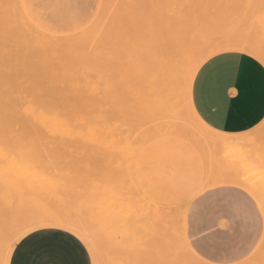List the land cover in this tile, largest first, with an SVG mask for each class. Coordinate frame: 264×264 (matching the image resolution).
Instances as JSON below:
<instances>
[{
	"label": "rangeland",
	"instance_id": "obj_1",
	"mask_svg": "<svg viewBox=\"0 0 264 264\" xmlns=\"http://www.w3.org/2000/svg\"><path fill=\"white\" fill-rule=\"evenodd\" d=\"M60 1L0 0V170L5 174L0 172V178L10 184L3 185L6 193L1 191L0 197V264H9L16 243L43 228L76 235L94 264L198 263L185 253L201 252L202 240L218 235L235 241L230 264H264V196L247 192L241 184L264 170L258 167L264 162V121L233 140L191 115V101L182 90L186 68L172 86L169 107L162 104L166 101L154 81L157 56L176 47L177 39L186 58L232 42L264 45V0H143L137 6L140 18L133 20L125 18V8L131 9L128 0H70L76 8ZM4 10L14 27L3 21ZM179 10L181 20L175 16ZM76 91L94 101L97 129L91 146L59 144L61 137L28 120L31 103L63 95L75 98ZM183 127L191 134L185 135ZM82 136L87 137H71ZM234 167L246 177L234 173ZM155 188L165 195L156 196ZM148 189L157 193L150 197ZM141 194L150 197L143 198L147 203ZM155 203L162 207L160 213L164 204L171 205L165 207L167 213L178 212L161 214L174 217L171 224L163 223L167 228L155 224L160 216ZM151 206L157 209L149 210ZM148 211L158 214L155 220L151 212L153 224L146 218ZM151 248L152 257L147 258Z\"/></svg>",
	"mask_w": 264,
	"mask_h": 264
},
{
	"label": "crops",
	"instance_id": "obj_2",
	"mask_svg": "<svg viewBox=\"0 0 264 264\" xmlns=\"http://www.w3.org/2000/svg\"><path fill=\"white\" fill-rule=\"evenodd\" d=\"M191 103L197 116L215 131L238 135L255 129L264 121V65L238 52L212 57L194 78ZM202 241L201 252L192 251L198 263L190 264L234 262L236 250H231L234 240L218 235ZM9 264L94 262L88 247L76 235L43 228L29 233L15 245Z\"/></svg>",
	"mask_w": 264,
	"mask_h": 264
},
{
	"label": "bare ground",
	"instance_id": "obj_3",
	"mask_svg": "<svg viewBox=\"0 0 264 264\" xmlns=\"http://www.w3.org/2000/svg\"><path fill=\"white\" fill-rule=\"evenodd\" d=\"M62 1V0H61ZM60 1V2H61ZM75 1V0H74ZM73 1V2H74ZM85 1V0H84ZM140 1H143V0H128V2H127V4H128V6L127 7H129V6H131V9H130V11H126V10H128V9H126L125 8V12H124V14L126 13V16L127 17H125V15H124V17L125 18H127V19H130V20H133L134 18H138V16H140V14H141V12H140V8H137V6L139 5V2ZM57 2V1H56ZM55 2V3H56ZM59 2V3H60ZM64 2H66L65 4L66 5H68L67 7L69 8V7H72V6H76V7H78V5L77 4H75V3H73V2H71L70 0H65ZM83 2V1H82ZM144 2V1H143ZM58 3V2H57ZM76 3H77V1H76ZM101 3V2H100ZM99 3V4H100ZM61 4H63V3H61ZM126 4V5H127ZM64 5V4H63ZM82 5V4H81ZM80 5V6H81ZM7 6H9L10 8H11V6L10 5H7ZM65 6V5H64ZM83 6V5H82ZM85 6V5H84ZM101 6V5H100ZM9 7H8V9H9ZM75 7V8H76ZM126 7V6H125ZM138 7H140V6H138ZM25 8V7H24ZM73 8V7H72ZM16 9V8H15ZM14 9V10H15ZM22 9H23V6H22ZM81 9H82V7H81ZM123 9V8H122ZM79 10V9H78ZM100 10V9H99ZM4 11H6V10H4ZM16 11V10H15ZM14 11V12H15ZM124 11V10H123ZM9 12V11H8ZM25 12H26V10H25ZM28 12V11H27ZM26 12V13H27ZM98 12V11H97ZM5 13V12H4ZM120 13V12H119ZM6 16H3V18H5V19H3V21L4 20H6L5 22H7V21H9V20H7V18L6 17H9V16H11L10 15V13H9V15H7L8 13H7V11H6ZM12 14H13V12H12ZM14 14H16V13H14ZM24 15V14H23ZM22 15V16H23ZM121 15V14H120ZM175 16H176V19H178V20H181L182 19V12H181V10H179L178 11V13H176L175 14ZM13 17V16H12ZM123 17V18H124ZM11 18V17H10ZM9 18V19H10ZM15 17H13V19H14ZM121 18H122V16H121ZM124 18V19H125ZM140 18V17H139ZM138 18V19H139ZM12 19V18H11ZM10 19V20H11ZM126 20V19H125ZM12 21V20H11ZM11 21H9L10 23H11V26H13L14 27V24L12 25V22ZM8 22V23H9ZM15 22H16V20H15ZM10 23H9V25H10ZM18 27V26H17ZM17 27H15L16 29H17ZM12 28V27H11ZM12 30H14L13 28H12ZM11 36H13V35H11ZM10 37V36H9ZM16 37H18V35H16L15 36V38ZM13 38V37H12ZM11 38V39H12ZM19 38V37H18ZM14 40V39H13ZM15 41V40H14ZM180 40L179 39H177L176 40V43L177 44H175V46L176 47H171V50L170 51H168V50H166V51H164V55H161L160 57H158L157 56V58L160 60V66L157 64V66H159V67H156L155 65V70H156V68H158V70H156V72H157V75H155V80L154 81H157V85H156V91L159 93H162V95H163V99L166 101H164V100H160V101H162V102H165V103H162V104H166L167 102H168V100H170L171 98H174V94H173V88H172V86H174L177 82H178V80H179V78H180V76H179V74L181 73V70L182 69H185L183 72H186L185 73V78H184V80H185V82H184V80H183V82L185 83V86H183L184 85V83H183V85H182V90H183V94L185 95V97H186V99H189L190 101H191V90H192V84H193V81H194V78H195V76H196V74H197V72H198V70L202 67V65L205 63V62H207L210 58H212L213 56H215V55H217V54H220V53H223V52H231V51H233V52H243V53H246V54H249V55H251V56H254V57H256L257 59H259L260 61H262L263 63H264V45H261V44H258V43H254V42H248V41H246V42H235V43H228V44H226L224 47H218V48H215V49H212V50H209V51H206V52H204V53H202V52H197V53H194V54H192V55H187V58H186V54H187V52L186 51H184V53L181 51V50H179L180 49V44H181V42H179ZM25 44V43H24ZM179 45V47H177ZM161 54V53H160ZM153 58V57H152ZM186 58V59H185ZM153 59H155V58H153ZM1 60V59H0ZM11 61V60H10ZM154 61V60H153ZM1 62V61H0ZM155 63H156V59H155V61H154ZM44 63V62H43ZM44 65V64H43ZM47 65V64H46ZM6 67V66H5ZM9 67H11V66H8V68ZM43 67V66H42ZM182 67H184V68H182ZM7 68V67H6ZM3 67H2V71H3ZM15 70V69H14ZM19 69H17V71H18ZM28 70V69H27ZM17 71H16V73H17ZM33 71V70H32ZM41 71V70H40ZM4 72H5V69H4ZM9 72L10 73H12L11 72V70H9ZM28 72V71H27ZM31 72V71H30ZM38 72H39V70H38ZM155 71H154V73H156ZM21 73V72H20ZM4 73H2V75H3ZM61 74V73H60ZM0 75H1V73H0ZM1 75V76H2ZM41 75V74H40ZM43 75V74H42ZM0 76V77H1ZM6 76V75H5ZM30 76V75H29ZM46 76V75H45ZM10 78H11V76H9ZM17 77V76H16ZM47 77V76H46ZM45 77V78H46ZM54 77V76H53ZM56 77V76H55ZM60 77V76H59ZM153 77V76H152ZM3 78V77H2ZM44 78V79H45ZM62 78V77H61ZM73 78V77H72ZM5 79V78H4ZM18 79V78H17ZM42 79V78H41ZM40 79V80H41ZM51 79V78H50ZM54 79V78H53ZM157 79V80H156ZM3 80V79H2ZM12 80V79H11ZM37 80V79H36ZM43 80V79H42ZM1 81V80H0ZM7 81V80H6ZM46 81H47V78H46ZM49 81V80H48ZM2 82V81H1ZM52 82H53V80H52ZM48 83V85H45V88L44 89H47L46 88V86H49V84L51 83L50 81L49 82H47ZM36 85H37V83H35ZM40 84V83H39ZM55 84H57V83H55ZM54 84V85H55ZM59 84V83H58ZM153 84H156V82H154ZM41 85H43V81H42V83H41ZM60 86H61V83L59 84ZM58 85V86H59ZM72 85V84H71ZM39 86V85H38ZM57 86V85H56ZM75 86H77V85H75ZM80 86V85H79ZM33 87V86H32ZM52 87V86H51ZM42 88V87H41ZM53 88V87H52ZM52 88H50V89H52ZM61 88V87H60ZM73 88V87H72ZM78 88V87H77ZM80 88V87H79ZM39 89V88H38ZM82 89V88H81ZM52 90H54V89H52ZM61 90V89H60ZM69 90V89H68ZM79 90V89H78ZM83 90V89H82ZM81 90V91H82ZM37 91H39V90H37ZM43 90H41V92H42ZM46 91V90H45ZM65 91V90H64ZM91 91V90H90ZM40 92V91H39ZM40 92V93H41ZM47 92H49V91H47ZM50 92H52V91H50ZM53 92H55V91H53ZM76 92H78L79 93V91H76ZM39 93V94H40ZM44 93V92H43ZM51 94V93H50ZM53 94V93H52ZM55 95L56 94H59V93H54ZM52 95V96H55V95ZM77 93H75V98H68V97H63L62 96V98H59V96H55V97H57V98H48L49 100H47V99H45V98H47V97H45V98H43L44 97V95L43 94H40V95H43L42 96V99L44 100L43 102H40L39 103V101L40 100H35V102L37 103V101H38V103L40 104H34V102L33 103H31V105H32V107L30 106V108H28L27 109V112L30 114L29 116H31L30 117V119H29V116H28V120H29V123H30V120L31 119H33V122H35L36 124H38V128H39V126H40V128L41 129H43V130H45V131H48V132H50V133H54L55 135H58V137H61L60 138V140L62 139V141H57L59 144H62V145H67V144H64V143H66V142H69V144L71 145V143H83L84 145H87V146H91L93 143H94V136H93V134H94V132H96V129H97V125H96V121H95V117H94V112H95V105H94V101L92 100V99H89V98H87V97H83V96H81L82 94L81 93H79V94H77ZM81 94V95H80ZM37 96V95H36ZM46 96V95H45ZM61 96V95H60ZM77 96V97H76ZM34 101V100H33ZM32 102V101H31ZM24 103V102H23ZM170 103V102H169ZM168 103V104H169ZM34 104V105H33ZM27 104H25L24 106H26ZM36 105H39L38 107L36 106ZM167 105V104H166ZM23 105H21V109H20V106H19V109L21 110L20 111V113H17V116H18V114H21V112H22V108L24 107ZM34 106H36L37 108H35ZM162 107H163V105H161ZM168 106V105H167ZM165 107L166 109L169 107ZM28 107H29V105H28ZM34 107V108H33ZM17 108H18V106H17ZM169 109V108H168ZM189 110H190V112H191V115H196L197 116V114L195 113V111H194V109H193V107H192V103H191V106H190V108H189ZM23 111H24V109H23ZM17 112V111H16ZM18 112H19V110H18ZM20 117H21V115H20ZM197 118H199V117H197ZM23 120V119H22ZM194 120H197V119H194ZM177 122V121H176ZM23 123V122H22ZM28 123V124H29ZM26 124V123H25ZM28 124L26 125V126H28ZM23 125V124H22ZM34 126H36L35 124H34ZM177 126V125H176ZM184 126V125H183ZM25 127V126H24ZM29 127H31V125L29 126ZM19 128V127H18ZM22 128V127H21ZM106 128V127H105ZM105 128H103V129H105ZM23 129V128H22ZM30 129V128H29ZM31 129H34V128H32L31 127ZM181 129V128H180ZM184 129V127L181 129V130H183ZM173 130H174V128H173ZM178 130H179V128H178ZM177 130V132L179 133V131ZM180 130V131H181ZM187 130H188V128H187ZM172 131V130H171ZM184 131V134L185 135H187V132H191V131H187L186 132V129H184L183 130ZM182 131V132H183ZM163 132H165V131H163ZM175 132V131H174ZM181 132V133H182ZM167 133V132H166ZM172 133V132H171ZM159 134H162V133H158V135ZM169 134V133H168ZM173 134H175V133H173ZM191 134V133H190ZM62 135V136H61ZM77 135H87V137L86 136H82V138H80L79 140L78 139H75V138H73V137H71V136H77ZM179 135H180V133H179ZM182 135V134H181ZM199 135V134H198ZM224 135H227V134H224ZM64 136V137H63ZM154 136H156V135H154ZM190 136H192V135H190ZM202 136H204L203 134H202ZM221 136H223V135H221ZM238 136H240V135H227V137H230V138H232L233 140H235V139H237V138H239ZM63 137V138H62ZM213 137V136H212ZM211 137V138H212ZM193 138H194V136H193ZM204 139L206 138L205 136L203 137ZM148 139V138H147ZM197 139V138H196ZM210 139V138H209ZM214 139V138H213ZM213 139H211L212 140V142H213ZM56 140H58L57 138H56ZM64 140V141H63ZM203 140V139H202ZM251 140L253 141V142H255L257 139H256V137H254V138H251ZM77 141H79V142H77ZM206 141V140H205ZM62 142V143H61ZM64 142V143H63ZM205 143V142H204ZM203 143V144H204ZM208 143V142H207ZM223 143V142H222ZM234 143V142H233ZM202 144V145H203ZM210 144H212V143H210ZM226 144V143H225ZM241 144V143H240ZM144 145V143L142 142L141 144H140V147H142ZM205 145V144H204ZM219 145V144H218ZM221 145V144H220ZM219 145V146H220ZM211 146H213V144L211 145ZM226 146V145H225ZM228 146V145H227ZM223 147V146H222ZM221 147V148H222ZM229 147H230V145H229ZM228 147V148H229ZM236 147V146H235ZM220 148V149H221ZM132 149H133V147H132ZM135 149H137V148H135ZM215 149V148H214ZM217 149V148H216ZM219 149V148H218ZM223 149V148H222ZM225 149V148H224ZM226 149H227V147H226ZM230 149V148H229ZM134 151V150H133ZM137 151H138V149H137ZM137 151H136V153H137ZM5 154H6V152H4ZM13 154V153H12ZM11 154V155H12ZM8 155V154H7ZM11 155L10 156H8V157H11ZM1 156V155H0ZM5 156V155H4ZM137 156V155H136ZM1 157H3V156H1ZM262 157V156H261ZM260 157V158H261ZM259 158V157H258ZM257 158V159H258ZM259 158V159H260ZM263 158V160H264V156L262 157ZM261 158V159H262ZM4 160V159H3ZM6 161H7V159H6ZM132 161V160H131ZM254 161V160H253ZM5 163V162H4ZM261 163L263 164V165H261ZM255 164V163H254ZM254 164H253V166H254ZM260 164V165H259ZM257 166L259 167V169H260V166L261 167H263L264 166V162L262 161L261 162V160H260V163H259ZM256 165V164H255ZM3 166V165H2ZM5 166H6V164H5ZM13 166H14V164H13ZM249 166V165H248ZM251 166V165H250ZM249 166V169H251V167ZM252 166V167H253ZM8 168L9 167H11V165L10 166H7ZM3 167H1V169H2ZM6 168V167H5ZM4 168V169H5ZM7 168V169H8ZM231 168V167H230ZM244 168V167H243ZM10 169V168H9ZM235 170V172H234V170ZM232 170H229L230 171V173H237L238 174V171H239V168H233ZM242 169V168H241ZM244 169H246V168H244ZM243 169V171H245ZM4 171V170H3ZM10 171V170H9ZM231 171H233V172H231ZM242 171V170H241ZM260 171H261V169H260ZM0 172H1V170H0ZM223 173V172H222ZM221 173V174H222ZM228 173V172H227ZM233 173V174H234ZM246 173V172H245ZM245 173H243V172H240L239 171V174H241L240 176H244V177H246V175L247 174H245ZM5 175L4 173H2L1 172V175ZM226 174V173H225ZM233 174H230L231 176L233 175ZM245 174V175H244ZM256 174V173H255ZM254 174V175H255ZM227 175V174H226ZM225 175V176H226ZM236 175V174H235ZM251 175L253 176V174L251 173ZM250 175V176H251ZM215 176V179H216V176L219 178V173L218 174H216V175H214ZM213 176V177H214ZM228 176V175H227ZM248 176H249V174H248ZM257 176H259V177H257V178H255L256 177V175H255V177L252 179V180H249V178L250 177H246V178H248L247 180H246V178H243V181H242V186H243V188L245 189V190H247L249 193H251V194H253V195H256V196H260V197H262V195L264 196V170L263 171H261L260 173H258V175ZM0 177H2V176H0ZM9 177V176H8ZM7 177V178H8ZM230 177V176H229ZM234 177V176H233ZM2 178H4V177H2ZM2 178H0V197H2V189H3V185H4V187H6L5 185H7V183L5 184L4 183V179L2 180ZM6 178V177H5ZM240 179V178H239ZM238 179V180H239ZM242 179V178H241ZM245 179V180H244ZM133 180V179H132ZM209 181H210V179H208ZM236 180V179H235ZM6 181V180H5ZM208 181H206V183H207ZM134 183V182H133ZM212 183V182H211ZM238 184V183H237ZM8 185H10L9 183H8ZM7 185V187L9 188V186ZM207 185H209L208 183H207ZM136 186V185H135ZM31 187V186H30ZM12 188V187H11ZM10 188V189H11ZM6 189V188H5ZM7 190V189H6ZM9 190V189H8ZM138 190V189H137ZM2 191V192H1ZM139 191V190H138ZM148 191L149 192H151L149 195H150V197L152 196V194L154 193H157V194H155L156 196L160 193V195L161 194H163V195H165V191L162 193V192H159L160 190H156V188H155V191H157V192H154V190H152V191H150L149 189H148ZM196 191V190H195ZM148 192V193H149ZM4 193H6V192H3V196H4ZM172 193V192H171ZM23 194H24V192H23ZM147 194V193H146ZM25 196V195H24ZM144 196V197H143ZM22 197V196H21ZM141 197H142V200H144L143 198H147L145 195H142L141 194ZM149 197V198H150ZM149 198H147L146 200H148ZM156 198V197H155ZM154 198V199H155ZM158 198V197H157ZM160 198H164V197H160ZM159 198V201H161L162 199H160ZM165 199H166V203H167V198L165 197ZM165 199H163V201L165 200ZM262 199H264V197H262ZM261 199V200H262ZM146 200H144L146 203H147V201ZM155 200H157L158 201V199H155ZM168 200H170V199H168ZM151 201H153V200H151ZM25 202V201H24ZM1 203V202H0ZM26 203V202H25ZM28 203V202H27ZM157 203V202H156ZM156 203H155V205H156ZM161 203V202H160ZM158 204V205H161V204ZM169 203V202H168ZM32 204V203H31ZM30 204V205H31ZM151 205L152 204H154V202H152V203H150ZM164 204V203H163ZM1 205V204H0ZM26 205V204H25ZM145 205H147V204H145ZM144 205V207L147 209V207ZM154 205V206H155ZM167 205L168 204H164L163 205V213L164 214H170V212H173V211H170L169 213H167V211H165L166 210V208H171V205H168V207H167ZM32 206V205H31ZM30 206V207H31ZM153 206V207H154ZM157 206V205H156ZM162 206V205H161ZM161 206H157L158 207V209L157 208H155V210L157 209L158 210V212L157 213H160V212H162L161 210H162V207ZM153 207L151 206V207H149V210L151 209V210H153V211H155L154 209H153ZM166 207V208H165ZM180 207V206H179ZM1 208H2V210H3V207H1L0 206V213H1ZM20 209H21V206H20ZM145 209V210H146ZM159 209H161V210H159ZM176 209H178V207L176 208ZM23 210H25V209H23ZM28 210H29V206H28V208H27V212H28ZM171 210H173V208L171 209ZM3 212V211H2ZM141 212V211H140ZM140 212H139V214H140ZM147 212V211H146ZM150 211H148V213H147V215H148V217H146V218H151V212L149 213ZM153 213V212H152ZM163 213H160V216H162V217H158V214H154L153 213V215H157V216H153V219H155L156 220V218L155 217H158L157 219L159 220V223H157L158 222V220H156L157 222H155V224L157 225V227H158V229H159V227H162V228H160V229H163V228H165L166 227V225H165V227H163V223H165L166 221V224L168 223V224H171L172 222V220H174V217H173V219L171 220V218L168 220L167 218H165V215H161V214H163ZM173 213H175V211L173 212ZM173 213H171L170 215H174ZM5 214V213H4ZM143 214V213H142ZM150 214V215H149ZM175 214H178V212L177 213H175ZM3 215V214H2ZM33 216H35L34 214H33ZM56 216V215H55ZM66 216H64V218H65ZM164 217V219H162ZM169 217H172V216H169ZM177 217V216H176ZM49 218H51L52 219V217H50L49 216ZM68 218V217H67ZM47 219V218H46ZM144 219V221L143 222H146L145 221V217L143 218ZM147 219V220H148ZM152 219V220H153ZM176 219H178V218H176ZM29 220V219H28ZM58 220V219H57ZM60 220V219H59ZM65 220H68V219H66L65 218ZM72 220V219H71ZM140 220H142V219H140ZM150 220V219H149ZM152 220H150V222H148L149 224H151V221ZM162 221V223H161V221ZM165 220V221H164ZM74 221V220H73ZM75 221H77V220H75ZM154 221V220H153ZM153 221H152V224H153ZM164 221V222H163ZM27 222V221H26ZM44 222V221H43ZM65 222V221H64ZM63 222V223H64ZM138 222H139V220H138ZM174 222V221H173ZM176 222V221H175ZM175 222H174V224H175ZM18 223V222H17ZM28 223V222H27ZM59 223H60V221H59ZM147 223V224H148ZM161 223V224H160ZM38 224H40V223H38ZM46 224V223H45ZM49 224V223H48ZM47 224V225H48ZM55 225H56V223H54ZM75 224H77L78 225V223L76 222ZM83 224V223H82ZM155 224L153 225V226H155ZM159 224V225H158ZM58 225H60V224H58ZM65 225V224H64ZM81 225V224H80ZM28 226H30V225H28ZM36 226V225H35ZM43 226V225H42ZM45 226V225H44ZM57 226V225H56ZM66 226V225H65ZM64 226V228H67V226L65 227ZM149 226V225H148ZM147 226V227H148ZM32 227V226H31ZM51 227V226H50ZM69 227H70V224H69ZM72 227V226H71ZM71 227L69 228V229H71ZM78 227V226H77ZM84 227V226H83ZM80 228V227H79ZM79 228H74V230L75 229H79ZM167 228V227H166ZM17 229V228H16ZM20 229V228H19ZM73 229V228H72ZM15 230V229H14ZM22 230V229H21ZM28 230H31V229H28ZM27 230V231H28ZM80 230V229H79ZM23 231V230H22ZM81 231V230H80ZM74 232V231H73ZM77 232V231H76ZM82 232V231H81ZM86 232V231H85ZM24 233H26V232H23V234ZM83 233V232H82ZM78 234H79V232H78ZM89 234V233H88ZM80 235V234H79ZM90 236H91V234H89ZM156 235V234H155ZM154 235V236H155ZM158 235V234H157ZM157 235L154 237L153 236V238L155 239H158L157 238ZM86 236V235H85ZM159 236V235H158ZM81 237H83V239H84V236L82 235ZM144 237H145V234H144ZM19 238H20V236H19ZM87 238H88V236H87ZM148 238H151V237H148ZM151 239V240H153V241H155L154 239ZM85 240V239H84ZM92 240V239H91ZM159 240H160V237H159V239H158V243H159ZM90 241V240H89ZM143 241V240H142ZM152 241V242H153ZM13 242H15V241H13ZM145 243H146V238H145V241H144ZM91 243V242H90ZM89 242H88V244H90ZM121 243V242H120ZM150 243V244H149ZM157 243V240L155 241V244H158ZM17 244V243H16ZM148 244L151 246L153 243H151V242H149L148 241ZM147 244V245H148ZM91 245V244H90ZM94 245V244H93ZM92 245V246H93ZM142 245H143V242H142ZM148 245V246H149ZM121 246V245H120ZM123 246H125V245H123ZM122 246V247H123ZM263 246V245H262ZM11 248H12V245L10 246ZM119 247V246H118ZM142 248H143V246H141ZM152 247H153V245H152ZM154 247L156 248L157 246L156 245H154ZM117 248V247H116ZM120 248V247H119ZM121 249V248H120ZM91 250V249H90ZM10 251V250H9ZM93 251V250H92ZM126 251V250H125ZM140 251H141V249H140ZM152 251H154V249H152L151 248V250L150 249H147V252H146V254L148 255L147 256V258H151L152 256H150L149 254H150V252L152 253ZM142 252H143V250H142ZM186 255H188V256H190L192 259H194L195 261H198V259L196 258V256L194 255V253L191 251V252H188V253H185ZM178 255V254H177ZM9 260V259H8ZM7 260V261H8ZM7 263V262H6Z\"/></svg>",
	"mask_w": 264,
	"mask_h": 264
}]
</instances>
